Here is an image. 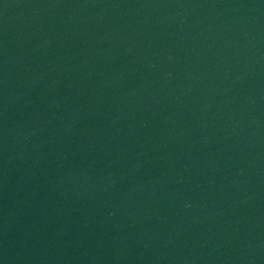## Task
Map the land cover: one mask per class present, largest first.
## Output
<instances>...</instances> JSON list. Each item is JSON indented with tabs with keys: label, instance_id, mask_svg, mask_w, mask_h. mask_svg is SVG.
<instances>
[{
	"label": "water",
	"instance_id": "obj_1",
	"mask_svg": "<svg viewBox=\"0 0 264 264\" xmlns=\"http://www.w3.org/2000/svg\"><path fill=\"white\" fill-rule=\"evenodd\" d=\"M0 264H264V0H0Z\"/></svg>",
	"mask_w": 264,
	"mask_h": 264
}]
</instances>
